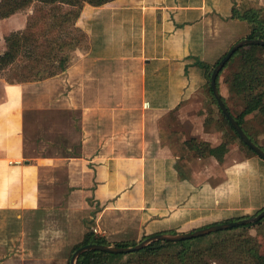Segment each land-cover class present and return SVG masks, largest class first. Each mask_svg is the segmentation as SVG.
<instances>
[{"label": "crops", "instance_id": "obj_1", "mask_svg": "<svg viewBox=\"0 0 264 264\" xmlns=\"http://www.w3.org/2000/svg\"><path fill=\"white\" fill-rule=\"evenodd\" d=\"M31 8L27 16L19 11L0 20L6 44L0 54L8 37L27 29ZM235 10L264 17V0L85 3L72 21L80 36L70 37L64 72L34 82L0 83V210H40L39 170L60 167L67 168L69 197L91 211L94 232L119 243L187 234L233 219L238 210H263L264 203L241 201L252 192L246 185L253 178L264 179V162L232 157L230 145L223 162L199 157L189 147L191 140L214 149L224 143L222 135L207 129L205 119L179 110L206 98L208 67L249 39L253 26L235 18ZM236 62L218 83L239 117L245 103L227 82L238 70L239 65L232 67ZM31 108L39 122L52 125L44 134L67 122L75 139L61 149L64 153L48 154L55 143L43 134V153L26 156L24 112ZM253 115L243 124L249 135Z\"/></svg>", "mask_w": 264, "mask_h": 264}, {"label": "rangeland", "instance_id": "obj_2", "mask_svg": "<svg viewBox=\"0 0 264 264\" xmlns=\"http://www.w3.org/2000/svg\"><path fill=\"white\" fill-rule=\"evenodd\" d=\"M35 7L33 6L31 9ZM20 13L22 16H27L29 11L25 10ZM72 21L61 19L57 29L58 34L65 38L80 36L75 32ZM65 31L68 33L65 34ZM2 46L6 48L0 34V49ZM253 49H257V47L254 46ZM29 51H33L31 46L22 54V59L20 58L11 68L0 71V83L7 80L13 71L31 59L25 54ZM261 56L264 58V52L261 53ZM235 61L237 62L232 64V67L240 64L239 58H236ZM228 70L229 68L225 71ZM205 97L198 99L197 103H188L179 110L188 113L191 118L201 117L205 119L207 129L220 133L224 141L230 142L232 157L237 159L257 157L264 162L262 158L248 149L226 124L210 92H207ZM227 106L232 115L235 116L229 102ZM33 107H36V104ZM24 113L26 156L37 157L41 150L43 153L44 145L41 141L45 139L44 135L48 140L55 143L48 148V154H55V151L59 155L64 153L61 149L68 147L70 142L75 139L69 135L70 129H67L66 121L55 124L51 132L44 134V131L52 125H46L44 121L39 122L36 109L31 108L25 110ZM159 126L165 129L167 123H160ZM248 130L256 144L264 149V124L260 115L254 114L250 118ZM54 145L55 148H53ZM66 171L67 168L61 167L39 170L40 180L36 191L41 193L40 210L27 211L7 208L0 210V264H68L75 253L74 249L82 243L86 233L93 232L100 236L94 232L96 226L95 221L89 216L91 211L83 208V204L77 199L69 197L71 190L67 188L68 185L65 181L68 175ZM260 171L258 172L260 173ZM246 187L252 192L247 196L246 201L241 202L263 206L264 179L253 178ZM242 189L243 185L239 184L240 193L243 192ZM260 210L261 208L238 210L236 217H254ZM249 225L251 226H243V228L232 232L202 239L194 247L195 251L198 252L196 257L204 264H252L255 251L264 255V222ZM105 239L111 244L110 246L121 243L109 237ZM177 251L173 249L166 252L164 256L165 258L170 257L175 255Z\"/></svg>", "mask_w": 264, "mask_h": 264}, {"label": "trees", "instance_id": "obj_3", "mask_svg": "<svg viewBox=\"0 0 264 264\" xmlns=\"http://www.w3.org/2000/svg\"><path fill=\"white\" fill-rule=\"evenodd\" d=\"M109 1L112 0H1L0 20L7 19L19 11L36 6L33 9V13L29 16L27 29L22 32L13 33L8 37L6 39L7 50L3 54H0V71H5L11 68L30 46L33 49L31 52L25 53L27 56H30L31 59L25 65L13 71L7 78V81L11 84L34 82L64 72L70 64L68 50L72 48V39L65 38L63 35L58 34L57 29L59 28V21L61 19L75 21L79 15L80 9L85 3L101 6ZM234 17L239 20L247 21L253 26L252 33L248 37L249 39L264 40V17H262V15L254 10L245 13L235 10ZM253 47L254 46H246L238 50L225 67L226 69L236 58L240 59L238 70L232 73L227 82L231 92L243 99L245 103L246 108L242 115L235 117L243 129L245 117L251 114L260 115L263 118L264 124V58L261 56V53L264 52V47L256 46L257 49H253ZM216 65L212 68L208 67L209 82ZM217 84L219 88V83L217 82ZM209 90L214 102L218 105L212 93L210 83ZM251 103L253 104L251 105ZM220 112L222 113L221 110ZM222 116L237 138L250 149L239 137L223 113ZM249 137L256 143L251 135H249ZM229 145L230 142L225 140L221 146L212 149L206 143H198L196 140H191L189 142L190 149L194 150L199 157L205 158L207 156H214L220 162H223L225 155L229 151ZM261 211L262 210L256 214L258 215ZM245 218L248 217H235L223 223ZM261 222H264V219ZM249 226L251 225H247L246 227ZM241 228L243 227L212 233L181 242L157 241L140 251L129 254L89 251L79 258L77 264H204L203 261L196 257L198 252L194 249L202 239L232 232ZM146 238L147 237L144 239ZM90 244L111 245L105 238L97 236L92 232L85 234L82 243L78 245L74 251ZM134 245L135 244L130 243H120L116 246L132 247ZM173 249L178 250L175 255L165 258L164 254ZM68 264H70V261ZM252 264H264V255L255 251L252 257Z\"/></svg>", "mask_w": 264, "mask_h": 264}, {"label": "water", "instance_id": "obj_4", "mask_svg": "<svg viewBox=\"0 0 264 264\" xmlns=\"http://www.w3.org/2000/svg\"><path fill=\"white\" fill-rule=\"evenodd\" d=\"M246 46H261L264 47V40L261 39H245L237 43L232 47V49L221 59V61L216 65L214 68L211 78H210V87L212 93L218 103V106L224 116L228 119L231 126L237 132L239 137L244 141V143L253 151L255 152L260 158L264 160V150L258 146L255 142L251 140L249 135L244 131L235 117L229 111L225 101L223 100L219 88H218V78L225 69L226 65L232 59V57L236 54L238 50ZM264 219V209L256 216L245 218L237 221H230L227 223L215 224L211 225L191 233L187 234H159L152 237H149L142 242L134 245L132 247H118V246H108V245H98V244H90L83 246L75 251L73 254L70 264H77L79 258L86 252L89 251H101L111 254H129L133 252L140 251L147 246L151 245L157 241H171V242H181L186 240H192L199 237H203L212 233H217L221 231H227L234 228H239L243 226H247L249 224H257L260 223Z\"/></svg>", "mask_w": 264, "mask_h": 264}, {"label": "built area", "instance_id": "obj_5", "mask_svg": "<svg viewBox=\"0 0 264 264\" xmlns=\"http://www.w3.org/2000/svg\"><path fill=\"white\" fill-rule=\"evenodd\" d=\"M146 107H148V105H146ZM95 232H97V230H95Z\"/></svg>", "mask_w": 264, "mask_h": 264}]
</instances>
